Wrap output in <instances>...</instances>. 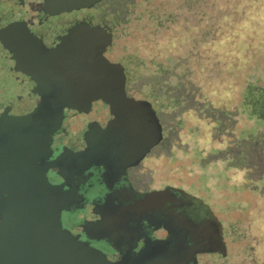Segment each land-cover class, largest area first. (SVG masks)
Here are the masks:
<instances>
[{"label":"flooded vegetation","instance_id":"obj_1","mask_svg":"<svg viewBox=\"0 0 264 264\" xmlns=\"http://www.w3.org/2000/svg\"><path fill=\"white\" fill-rule=\"evenodd\" d=\"M103 2L50 12L43 0H0V34L18 26L15 37H0V139L5 122L15 117L30 115L36 130L24 133L34 142L25 144L10 184L24 188L26 203L33 196L47 209L57 206L65 233L111 263L200 264L202 255L223 258L225 230L210 206L180 185L151 186L145 176V160L165 141L164 124L158 119L150 125L144 108L126 105V98H145L132 93L127 67L112 53L113 26L89 14ZM87 23L111 34V43L92 59L117 64L123 76L113 67L106 71L103 91L112 106L96 100L89 111L61 109L54 94L63 80H38L16 58L48 51L70 28ZM150 137L153 145L145 149ZM6 199L12 195L3 191L1 201Z\"/></svg>","mask_w":264,"mask_h":264},{"label":"rangeland","instance_id":"obj_2","mask_svg":"<svg viewBox=\"0 0 264 264\" xmlns=\"http://www.w3.org/2000/svg\"><path fill=\"white\" fill-rule=\"evenodd\" d=\"M263 6L104 0L89 11L95 22L113 26L112 53L126 65L132 93L163 121L165 141L145 160L151 186L168 182L201 197L225 230L227 255H202L200 264H264V51L252 55L235 85H224L228 74L211 47Z\"/></svg>","mask_w":264,"mask_h":264},{"label":"water","instance_id":"obj_3","mask_svg":"<svg viewBox=\"0 0 264 264\" xmlns=\"http://www.w3.org/2000/svg\"><path fill=\"white\" fill-rule=\"evenodd\" d=\"M101 1L43 0V5L51 12L89 8ZM16 27L9 26L0 37H15ZM25 36L28 37L23 33L22 37ZM110 43L111 34L104 27L78 24L61 36L52 49L32 56L30 53L21 54L16 60L24 72L38 80H63L60 82L61 89L54 94L61 109L67 107L76 111H89L92 101L101 100L113 105L103 91L109 67L117 69L123 76L117 64L103 57L99 62L92 59L93 54L101 56ZM11 45L17 46V43L12 42ZM126 102L129 107L144 108L145 122L155 126L158 119L149 101L126 98ZM29 118L30 115L15 117L6 121L1 130L5 136L0 139V264H114L107 261L100 252L75 241L65 233L60 226V209L57 206L47 209L33 196L26 203L21 196L25 192L24 188L10 184L13 178L10 173L17 170L21 152L27 146L25 144L34 142L31 136L24 135L36 132L30 126L32 120ZM151 145L153 141L150 137L146 140L145 149ZM3 191L12 195L10 201H1ZM26 191L32 193L31 189Z\"/></svg>","mask_w":264,"mask_h":264},{"label":"trees","instance_id":"obj_4","mask_svg":"<svg viewBox=\"0 0 264 264\" xmlns=\"http://www.w3.org/2000/svg\"><path fill=\"white\" fill-rule=\"evenodd\" d=\"M211 47L212 55H217V59L224 66L225 73L228 74L223 80V84L231 85L233 83L235 85L233 78L250 66L252 55H258L264 51V6L253 9L244 21L235 26L231 33L222 34L215 38ZM204 85L207 86V84ZM213 85L216 87L215 84ZM235 88L236 86L228 93L232 99L236 93ZM215 89L217 95L225 97L224 89L221 87Z\"/></svg>","mask_w":264,"mask_h":264}]
</instances>
